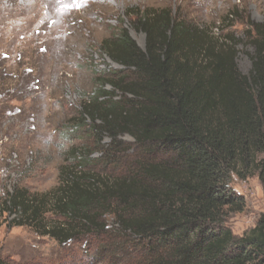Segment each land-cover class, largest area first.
<instances>
[{"label":"trees","instance_id":"1","mask_svg":"<svg viewBox=\"0 0 264 264\" xmlns=\"http://www.w3.org/2000/svg\"><path fill=\"white\" fill-rule=\"evenodd\" d=\"M240 16L249 74L238 43L209 27L171 7L126 8L121 22L145 47L126 27L102 40L121 67L99 75L74 118L57 185L15 184L0 197V227L31 226L60 245L91 237L101 264L106 251L110 264H264V213L242 235L225 226L245 207L232 177L259 171L264 183V21Z\"/></svg>","mask_w":264,"mask_h":264},{"label":"rangeland","instance_id":"2","mask_svg":"<svg viewBox=\"0 0 264 264\" xmlns=\"http://www.w3.org/2000/svg\"><path fill=\"white\" fill-rule=\"evenodd\" d=\"M130 6L171 7L221 40L238 43V66L250 73L254 47L240 15L264 21V0H0V197L15 184L32 191L57 185L75 143L68 134L74 118L98 89L99 75L121 67L103 55L102 40L126 27L145 47V34L126 17L121 22ZM230 188L245 207L230 212L225 226L242 235L264 213V183L257 171L247 178L234 175ZM6 223L0 227V259L10 264H101L98 240L60 245L31 226ZM113 242L116 237L108 240ZM107 256L104 264H110Z\"/></svg>","mask_w":264,"mask_h":264}]
</instances>
